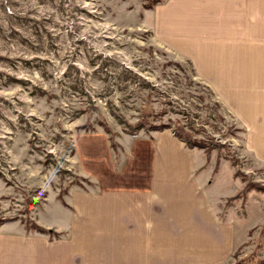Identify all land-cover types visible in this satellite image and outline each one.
<instances>
[{"label": "rangeland", "instance_id": "1", "mask_svg": "<svg viewBox=\"0 0 264 264\" xmlns=\"http://www.w3.org/2000/svg\"><path fill=\"white\" fill-rule=\"evenodd\" d=\"M151 3L0 0V234L59 239L76 194L109 189L123 181L116 172L127 170L133 174L125 180L145 184L143 139L156 130L130 134L144 118L148 128L183 125L214 147L208 155L195 148L206 158L211 192L221 196L216 204L247 217L240 231L253 225L228 264H256L264 256V192L235 196L247 180L264 186V165L247 152L245 131L192 61L157 40ZM131 151L137 163L126 167ZM2 253L0 264L5 257L14 264L12 253Z\"/></svg>", "mask_w": 264, "mask_h": 264}, {"label": "crops", "instance_id": "2", "mask_svg": "<svg viewBox=\"0 0 264 264\" xmlns=\"http://www.w3.org/2000/svg\"><path fill=\"white\" fill-rule=\"evenodd\" d=\"M148 12L157 40L192 61L245 131L247 152L264 165V0H165ZM143 141L145 184L116 172L125 183L75 195L73 220L59 239L0 234V254L12 253L14 264L230 263L253 225L240 231L247 217L233 206L221 212L206 158L171 129ZM137 158L131 151L125 166Z\"/></svg>", "mask_w": 264, "mask_h": 264}, {"label": "trees", "instance_id": "3", "mask_svg": "<svg viewBox=\"0 0 264 264\" xmlns=\"http://www.w3.org/2000/svg\"><path fill=\"white\" fill-rule=\"evenodd\" d=\"M160 1L161 0H152V3L149 4V5H147V8L154 7V5L157 4ZM148 124L149 123H148V121L146 119L141 118L136 125H130V126H132L131 127L132 129H130V134L137 135L138 131L142 127H146V129H154L156 131H162V130H165L166 128H168L166 125H161V126L152 125V127L148 128ZM106 127H107V130H110L107 125H106ZM173 132H174V134L178 138H180L181 140H183L188 147H190V148H194V147L204 148L207 155L210 153V151L212 150V148H214L213 146H211L206 141H203V140H194L192 138L193 134H191V132H189L185 128V126H183V125L178 126V129L176 128ZM111 143H112V147L113 148H116V142H114V141L112 142V140H111ZM215 146H217V145H215ZM216 168H217V166L215 167V170H216ZM235 174H236V176L239 175L238 172H236ZM251 189H256V190H259V191H263L264 192V186H262L259 183H255V182H251V181H248L247 180L246 185H245L244 189L242 190V192L238 193L235 197L244 196L245 193L247 191L251 190ZM67 192H68V189L67 190L66 189L65 190H62L59 193L60 199H62L63 195L66 194ZM62 202H63V200H62ZM33 228L36 229V230H38L39 232H42V233H47V232H50L51 231L50 229H47V228H45V227H43L41 225H38L36 223H34ZM238 264H240V263H238ZM256 264H264V259H261Z\"/></svg>", "mask_w": 264, "mask_h": 264}]
</instances>
